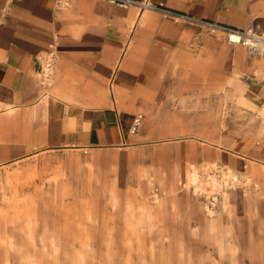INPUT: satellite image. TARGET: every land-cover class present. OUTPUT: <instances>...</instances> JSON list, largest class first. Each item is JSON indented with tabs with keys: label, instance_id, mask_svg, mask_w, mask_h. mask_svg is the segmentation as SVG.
Returning a JSON list of instances; mask_svg holds the SVG:
<instances>
[{
	"label": "rangeland",
	"instance_id": "1",
	"mask_svg": "<svg viewBox=\"0 0 264 264\" xmlns=\"http://www.w3.org/2000/svg\"><path fill=\"white\" fill-rule=\"evenodd\" d=\"M196 28L167 56L163 91L123 96L142 115L133 144L0 166L1 191V177L21 170L19 187L5 186L12 197L0 191V264H264V164L244 156L246 118L227 97L245 79L223 35ZM228 168L239 180L226 209L209 185L187 186L190 172L207 183ZM145 205L156 208L151 228Z\"/></svg>",
	"mask_w": 264,
	"mask_h": 264
},
{
	"label": "crops",
	"instance_id": "2",
	"mask_svg": "<svg viewBox=\"0 0 264 264\" xmlns=\"http://www.w3.org/2000/svg\"><path fill=\"white\" fill-rule=\"evenodd\" d=\"M145 1L232 28L264 23V0ZM57 2L0 0V166L51 151L133 144L135 116L121 107L123 96L163 91L167 56L197 29L137 5L71 0L60 8ZM223 38L220 46L227 44L224 52L233 54L245 79L234 78L232 91L256 106L251 117L236 104L254 129L245 135L253 144L244 156L264 164V56L251 57ZM51 50L54 82L45 88L38 73ZM20 172H12L17 186Z\"/></svg>",
	"mask_w": 264,
	"mask_h": 264
},
{
	"label": "built area",
	"instance_id": "3",
	"mask_svg": "<svg viewBox=\"0 0 264 264\" xmlns=\"http://www.w3.org/2000/svg\"><path fill=\"white\" fill-rule=\"evenodd\" d=\"M122 7L137 5L142 8H151L159 11L164 17L170 18L176 22L186 23L195 27H201L210 34H223L231 45H242L249 56H264V23L252 22L251 26L245 29L232 28L217 22L207 21L186 13H182L170 8L161 7L149 3L145 0H106ZM71 0H58L57 6L67 8ZM55 57L56 54L51 50L47 55L41 57L42 63L38 73L39 81L45 88L52 86L55 75ZM142 115L135 118L132 132H135L137 126L141 123ZM153 192H158L153 188Z\"/></svg>",
	"mask_w": 264,
	"mask_h": 264
},
{
	"label": "bare ground",
	"instance_id": "4",
	"mask_svg": "<svg viewBox=\"0 0 264 264\" xmlns=\"http://www.w3.org/2000/svg\"><path fill=\"white\" fill-rule=\"evenodd\" d=\"M158 1V0H157ZM160 2V1H159ZM96 6V5H95ZM111 7V6H110ZM116 7V6H115ZM150 9V8H149ZM111 10V9H110ZM114 13V12H113ZM118 13V11H117ZM115 12V14H117ZM104 26V25H103ZM109 27V26H108ZM106 28V26H105ZM109 30V29H108ZM223 88V87H222ZM228 98H231L234 100V102L240 106V107H244L246 109H249L251 110V117H254L252 111L256 110V106L251 102L249 101L246 97H243V96H238L234 93H229L227 95ZM203 102V101H202ZM260 113H261V116L264 117V109H261L260 110ZM177 120V119H176ZM248 122V121H247ZM246 125L248 126V129H247V132L248 133H253L254 132V129L252 126H250V124L246 123ZM182 128V127H181ZM234 129V128H233ZM231 130V129H230ZM229 138V137H228ZM231 138V137H230ZM232 140V139H230ZM225 142V141H224ZM227 143V142H226ZM222 144V143H221ZM229 144V143H228ZM183 145V144H182ZM167 149V148H166ZM182 152V151H181ZM167 156V155H166ZM163 157V156H162ZM136 159V158H135ZM214 159V158H213ZM222 159V158H221ZM134 160V159H133ZM151 160V159H150ZM177 160V159H176ZM140 161V160H139ZM145 161V160H144ZM167 161V160H166ZM179 162V161H177ZM2 163V162H1ZM141 163V161L139 162ZM157 163V162H156ZM69 164V163H68ZM80 165V164H79ZM77 166V165H76ZM176 167V166H175ZM76 168V167H75ZM96 168V167H95ZM154 168V167H153ZM135 169V168H134ZM133 169V170H134ZM162 169V168H161ZM183 170V169H182ZM256 169H254L253 171H255ZM133 172V171H132ZM141 172V171H140ZM92 174V173H90ZM253 174V173H252ZM115 176H116V173H115ZM114 176V177H115ZM139 176V175H138ZM105 177V176H104ZM128 177V176H127ZM157 177V176H156ZM95 179V178H94ZM103 179V178H102ZM129 179V178H128ZM105 180V179H104ZM239 180V177L237 176L236 173L233 172V170L231 168H228L226 171H223L222 173V176L221 178L219 179L217 176H211V178L207 181V183H205L204 180H202L200 178V176L194 171V172H190L188 174V187H192L194 189V192L196 193H200V192H204L206 190V186L209 185L211 187V191L212 192H217L219 193V195H221V205L224 209L228 208V204H229V201H228V192L226 191L227 189L231 188V187H234L235 184L238 182ZM116 181V180H115ZM144 182V181H143ZM2 185H1V188H2V191H1V194L3 196V198H11L12 195L10 194V192L6 191L5 190V186L7 184L9 185H12L15 189L18 188L17 184L14 183V179H13V174L12 172H8L4 177H3V180H2ZM84 183V182H83ZM117 183V182H116ZM247 183V182H246ZM140 184V183H139ZM113 185V183H112ZM103 186V185H102ZM101 186V187H102ZM116 186V185H115ZM149 186V185H148ZM109 187V185H108ZM7 188V187H6ZM83 188V187H82ZM86 188V187H85ZM106 190H107V187H105ZM167 188V187H166ZM103 189V188H102ZM80 190V189H79ZM59 191V190H58ZM105 191V190H104ZM109 191V190H108ZM61 192V191H60ZM13 193V192H12ZM58 193V192H57ZM16 194V192H15ZM14 194V196L16 197V195ZM112 196H114V193L112 192L111 193ZM118 198V197H117ZM58 199V198H57ZM113 199V198H112ZM118 201V199H117ZM159 201V200H158ZM112 202V201H111ZM112 205V204H111ZM207 210L209 212V214L213 217L214 216V209L207 206ZM115 211V210H114ZM155 211H156V208H153V207H150V206H143L141 207V214H142V218L146 221V224L149 228H151V221L152 219L155 217ZM130 212V211H129ZM123 213V212H122ZM131 215V214H129ZM114 216V215H113ZM110 217V216H109ZM124 218V217H123ZM129 218V217H128ZM85 219V218H84ZM112 219V218H111ZM115 219V218H114ZM51 223V222H50ZM54 225V223H53ZM125 225V224H124ZM116 230V229H115ZM29 235V234H28ZM8 245L12 246L11 242H8Z\"/></svg>",
	"mask_w": 264,
	"mask_h": 264
}]
</instances>
